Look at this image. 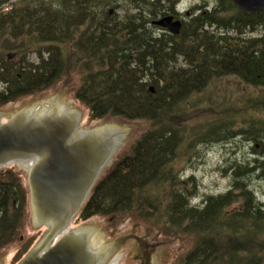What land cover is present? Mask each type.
<instances>
[{"label": "trees", "instance_id": "1", "mask_svg": "<svg viewBox=\"0 0 264 264\" xmlns=\"http://www.w3.org/2000/svg\"><path fill=\"white\" fill-rule=\"evenodd\" d=\"M13 1L0 0V83L7 85L0 90V108L78 75L74 98L87 106L91 121L118 117L150 125L132 152L118 159L96 184L80 220L158 216L161 201L168 224L185 226L183 232L197 238L185 264H264V207L242 181L241 172L234 173L239 194L217 198L204 217L191 207L192 193L173 169L182 150L194 149L205 137L216 139L215 132L218 141L245 134L261 144L262 154L247 176L264 178V123L260 122L264 93L250 98L251 110L237 113L235 109L219 116L197 113L195 108L202 106L190 102L215 77L236 76L264 89V35L243 40L204 30L208 24L237 30L239 35L245 29L254 33L264 27V13L248 16L232 10L200 15L175 37L158 34L152 24L158 13L174 7L175 0H130L123 19L101 11L114 0ZM224 5L234 6L227 1ZM32 54L36 61L31 63ZM179 58L184 65H179ZM204 117L240 119V124L231 125L243 129L231 131L229 123L219 125L203 121ZM28 195L14 170L0 171V253L20 239ZM237 200L243 203L239 211L224 217V209ZM219 210L230 223L224 236L208 228ZM34 241L22 243L15 263L24 259Z\"/></svg>", "mask_w": 264, "mask_h": 264}, {"label": "rangeland", "instance_id": "2", "mask_svg": "<svg viewBox=\"0 0 264 264\" xmlns=\"http://www.w3.org/2000/svg\"><path fill=\"white\" fill-rule=\"evenodd\" d=\"M21 1L14 0L13 3ZM201 1L181 0L176 4V8L183 13L189 11V9L197 10L195 5H198ZM129 4L130 0H114V5L101 9V11L108 13L112 11V14H110L112 18L123 19ZM229 15L231 14L225 15V17H229ZM153 30L156 32L155 28ZM209 32L216 33V28H211ZM222 32L219 31L217 34L220 35ZM262 35H264V27H260L257 32L248 34V39L259 38ZM229 36L236 37L232 34ZM34 61H36V55L32 54L30 62ZM178 63L179 65H184V60L179 58ZM179 65L177 64V68H180L181 65ZM79 83L80 76L78 75L74 76L72 80L65 77L55 87L45 92L23 98L18 102L0 108V114L4 118H10L20 111L33 107L42 109L52 107V104H55L56 106H66L78 111L81 115L79 127L82 130L110 127L117 131H124L120 147L112 158L114 165L118 159L132 152L134 145L147 132L150 125L147 122H129L118 117L91 121L87 106L74 98V89L79 86ZM262 92L264 93V89L261 90L249 86L236 76L215 77L200 94L192 96L190 102L195 106H202L195 108L197 113H203L208 116H219L224 112L235 109L237 113H241L244 110H251L250 98L260 96ZM189 116V113L186 114V117ZM203 121H214L216 122L215 124L219 125L229 123L232 126L233 122L240 124L241 120L204 117ZM260 122L264 123V118ZM232 127L229 130L241 131L243 129L238 125ZM215 133L217 135H215L216 139H218L220 136L217 134L218 132ZM216 139L214 138V140L210 141L206 140L205 137L204 142H199L200 144L196 145L194 149L189 151L182 150L183 152L174 162L173 169L176 176L181 182L185 183L187 191L192 193L190 197L192 198L191 207H202L204 201L209 197L219 198L230 192H234L235 195L239 194L238 189H236L235 172H241L242 181L245 182L249 191L254 194L257 201L262 203L264 207V178H260L258 174L247 176L249 170L254 167L256 158L262 155L261 144L245 134L227 141L217 142L218 140ZM257 146L259 147L257 148ZM111 167L105 168L101 178L110 171ZM8 169L14 170L21 177L23 185L28 191L27 222L19 234L20 239L0 253V263L20 264L15 263L14 258L22 247V243L25 244L29 239L34 238L32 251V249L43 243L48 229L38 225L34 219L28 185L29 170L20 165H15L0 171ZM242 204L237 200L228 205L224 209V217L228 218L230 214L238 212ZM159 205V211L162 216L158 212V216L151 215L147 218L141 216L120 217L123 219L121 221L111 217L96 216L88 221L79 219V221L73 223L72 227L85 226L88 230H95L91 237L98 244L97 251L99 254L107 252L104 260L105 264H139L137 262L138 257L142 256L145 258L146 255L148 256V264H185L188 255L197 245V238L184 233L183 229L185 226L174 227L169 225L166 216L167 208L164 202L160 201ZM221 214L222 211L219 210L217 219L212 218L210 220L209 218L208 228L211 233L224 236V233H226L225 229L230 223L228 219L224 221ZM132 235L134 236L133 238L131 237ZM202 238H205L203 233ZM216 243L218 244V242ZM146 244L151 245V249H145L144 252L142 248ZM138 245L143 251L140 254H137L138 250L136 248Z\"/></svg>", "mask_w": 264, "mask_h": 264}, {"label": "water", "instance_id": "3", "mask_svg": "<svg viewBox=\"0 0 264 264\" xmlns=\"http://www.w3.org/2000/svg\"><path fill=\"white\" fill-rule=\"evenodd\" d=\"M233 1L246 14L264 13V0ZM153 25L174 36L182 30L173 17ZM3 119L0 114V170L31 164L28 185L34 219L49 228L43 243L20 264H100L99 255L89 248L95 230L70 229L56 245L50 244L70 228L104 169L113 164L124 131L82 130L78 111L55 104ZM106 253H100L104 260Z\"/></svg>", "mask_w": 264, "mask_h": 264}, {"label": "flooded vegetation", "instance_id": "4", "mask_svg": "<svg viewBox=\"0 0 264 264\" xmlns=\"http://www.w3.org/2000/svg\"><path fill=\"white\" fill-rule=\"evenodd\" d=\"M181 0L178 1V3L180 2ZM229 2V3H233L234 6H230V8H227L224 3L225 2ZM166 3V2H164ZM195 7L197 8V10H193V9H189V11H186L185 13H183L182 11L178 10L176 7H171V8H167L166 7V11H163V12H160L158 13L157 15V18L155 19V21L157 20H160L164 17H173L175 21H180L182 23V29L184 27L185 24H188L190 23V21L193 19V18H196L197 16H200V15H203V16H210L212 14H217V13H224V12H227L229 13V11H237L238 13H242L244 15H254V14H246L244 13L242 10H240L233 2V0H202L198 5H195ZM234 7V8H233ZM195 11H197L196 13H194ZM258 13V12H257ZM110 14H112V11H110ZM256 14V13H255ZM156 28V31H158V33L160 34H165V35H168V36H172V34H170L167 30L163 29V28H160L158 26H154ZM263 27V26H261ZM211 28H216V33L219 32V31H223L222 34L218 35V36H223V35H226L227 33L229 35H235L236 37H240L241 39L243 40H247L249 37H248V34L250 33H253V32H250L249 29H245L243 31L242 34L239 35L238 31L237 30H229V31H224V30H220L221 28H218L216 26H210L208 24H206V27H204V30L208 33L209 30ZM260 28V27H259ZM259 28L257 30H259ZM257 32V31H256ZM214 32H212L211 34H213ZM215 34V33H214ZM4 121L6 122L7 121V118H4ZM259 146H257L258 148ZM217 198L216 197H209L207 198L202 207H199V211L201 212V214L205 217L206 213H207V210L209 208V206H212L214 205L213 202H216ZM88 200V199H87ZM232 215V214H231ZM79 216L78 218L75 220L76 221H79ZM77 225V223H76ZM75 227V226H74ZM73 228V227H72ZM132 238L134 237L133 235L131 236ZM138 241V239H136ZM152 248H153V245H152ZM138 251H137V254L140 252L142 253L143 251L145 252V249H151V245H143V251L139 248V245L137 246L136 248ZM139 264H148V256L146 255V257H138V261H137ZM99 263L100 264H105V261H104V257L103 255H99Z\"/></svg>", "mask_w": 264, "mask_h": 264}, {"label": "bare ground", "instance_id": "5", "mask_svg": "<svg viewBox=\"0 0 264 264\" xmlns=\"http://www.w3.org/2000/svg\"><path fill=\"white\" fill-rule=\"evenodd\" d=\"M181 32H182V30H181ZM181 34V33H180ZM104 130H115V129H112V128H110V127H106V128H103ZM115 131H117V130H115ZM217 142H219V141H217ZM20 166H22V167H24V168H26V169H30V167H31V164H22V165H20ZM229 194V193H228ZM227 194V195H228ZM210 207V206H209ZM216 209H219V206L217 205L216 207H215V210ZM212 214V213H211ZM89 248H90V250L92 251V254L93 255H97V254H99L98 252H97V248H98V244L96 243V241L91 237L90 238V242H89Z\"/></svg>", "mask_w": 264, "mask_h": 264}]
</instances>
